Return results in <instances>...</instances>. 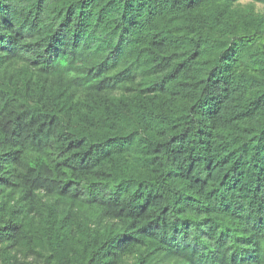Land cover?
Returning <instances> with one entry per match:
<instances>
[{
  "label": "trees",
  "instance_id": "obj_1",
  "mask_svg": "<svg viewBox=\"0 0 264 264\" xmlns=\"http://www.w3.org/2000/svg\"><path fill=\"white\" fill-rule=\"evenodd\" d=\"M0 264H264V0H0Z\"/></svg>",
  "mask_w": 264,
  "mask_h": 264
}]
</instances>
